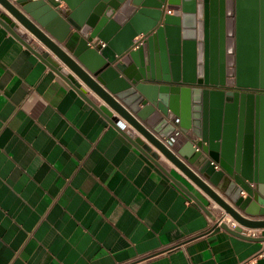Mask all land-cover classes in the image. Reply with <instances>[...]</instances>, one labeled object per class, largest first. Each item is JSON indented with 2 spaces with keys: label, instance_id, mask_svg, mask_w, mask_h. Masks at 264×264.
Masks as SVG:
<instances>
[{
  "label": "crops",
  "instance_id": "1",
  "mask_svg": "<svg viewBox=\"0 0 264 264\" xmlns=\"http://www.w3.org/2000/svg\"><path fill=\"white\" fill-rule=\"evenodd\" d=\"M240 3H224L233 12L226 47L264 52V4ZM219 8L210 0L212 83ZM32 47L0 22V264H264V229L233 233L239 224L205 191L133 129L160 158L134 145L98 111L117 115L96 93L46 47ZM225 77L237 81V72Z\"/></svg>",
  "mask_w": 264,
  "mask_h": 264
},
{
  "label": "water",
  "instance_id": "2",
  "mask_svg": "<svg viewBox=\"0 0 264 264\" xmlns=\"http://www.w3.org/2000/svg\"><path fill=\"white\" fill-rule=\"evenodd\" d=\"M233 1L219 0L218 83L211 82L210 0H0L18 23L3 11L0 22L28 47L39 42L50 50L117 114L98 109L112 125L158 160L136 130L244 236L240 226L264 229L263 219L241 213L264 216V52L226 47L224 25L233 12L224 3ZM40 56L82 87L53 56ZM246 56L249 65L241 62ZM234 71L237 81L228 82Z\"/></svg>",
  "mask_w": 264,
  "mask_h": 264
},
{
  "label": "built area",
  "instance_id": "3",
  "mask_svg": "<svg viewBox=\"0 0 264 264\" xmlns=\"http://www.w3.org/2000/svg\"><path fill=\"white\" fill-rule=\"evenodd\" d=\"M170 12V11H169ZM138 39H139V41H140V43H141V41H142V36H140V37H138Z\"/></svg>",
  "mask_w": 264,
  "mask_h": 264
}]
</instances>
